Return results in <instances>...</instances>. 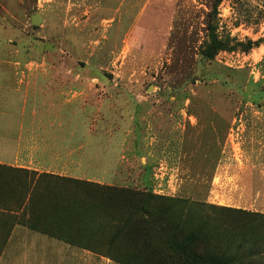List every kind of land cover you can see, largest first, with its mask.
Wrapping results in <instances>:
<instances>
[{
  "label": "rangeland",
  "instance_id": "obj_1",
  "mask_svg": "<svg viewBox=\"0 0 264 264\" xmlns=\"http://www.w3.org/2000/svg\"><path fill=\"white\" fill-rule=\"evenodd\" d=\"M76 2L0 0V31L13 53L28 68L55 72L60 84L76 87L77 134L68 144L77 150L92 145V174L100 175L104 160L116 164L108 187L144 189L168 199L150 204L153 224L164 219L161 234L176 243L194 229L190 254L264 264V0H222L213 26L234 49L212 61L199 53L208 43L214 0H173L168 24H71L75 19L67 14L78 11ZM33 14L42 19L36 26ZM249 42L260 43L243 52L240 46ZM87 133L92 141H84ZM4 191L1 185L0 196ZM10 223L0 218V226ZM30 234L29 245L54 251V262L26 264H116L95 254H70L63 261L64 250L52 247L58 242ZM150 236L160 252L155 232ZM104 237L82 242L105 253ZM122 238L114 248L141 247ZM170 250L168 245V256L131 264L189 262Z\"/></svg>",
  "mask_w": 264,
  "mask_h": 264
},
{
  "label": "crops",
  "instance_id": "obj_2",
  "mask_svg": "<svg viewBox=\"0 0 264 264\" xmlns=\"http://www.w3.org/2000/svg\"><path fill=\"white\" fill-rule=\"evenodd\" d=\"M170 2L173 0H77L78 11H70L67 16L75 19L71 24H168ZM32 19L42 22L38 14L30 17L31 24ZM11 44L6 32L0 31V166L109 186L107 181L115 179L116 164L104 160L100 175L92 174L88 171L95 165L90 156L92 145L77 150L68 144L77 134L76 87L60 84L55 72L28 68L23 56L13 53ZM87 135L84 141H92V134ZM62 142L66 143L64 150L60 148ZM30 233L35 232L19 225L12 228L0 264L52 259L54 251H44L38 247L41 244L29 245L33 242ZM36 234L58 242L59 246L52 247L64 250L63 261L70 254L94 256L87 250ZM57 259L62 260L61 250Z\"/></svg>",
  "mask_w": 264,
  "mask_h": 264
},
{
  "label": "trees",
  "instance_id": "obj_3",
  "mask_svg": "<svg viewBox=\"0 0 264 264\" xmlns=\"http://www.w3.org/2000/svg\"><path fill=\"white\" fill-rule=\"evenodd\" d=\"M221 2L222 0H214L207 16L208 43L199 53L204 61H212L218 52H230L234 49V46H228L218 38L213 26ZM258 43L260 42H249L240 47L243 52H248L258 46ZM1 185L7 191L0 196V218L8 217L11 223L0 226V230L4 231L3 237H0V253L12 228L19 225L107 258L116 264H131L142 258L146 259L144 262H149L147 260L158 259L163 254L168 256V245L173 249L170 250L173 254L188 256L186 261L189 262L182 264H231L228 258L197 254V250L190 254L197 241L198 233L192 232L194 229L178 243L162 235L166 222L162 219L158 226L153 224L150 204L155 200L168 202V199L153 196L144 189L100 186L3 166H0ZM8 191L18 193V197L7 198ZM150 231L155 232L157 244L161 245L160 252L152 246ZM99 235L106 238L108 249L105 253L96 252L89 244H95ZM122 236L124 243H135L141 247L133 252L114 248ZM83 237H87L89 243H83ZM162 260L167 261L164 258Z\"/></svg>",
  "mask_w": 264,
  "mask_h": 264
},
{
  "label": "water",
  "instance_id": "obj_4",
  "mask_svg": "<svg viewBox=\"0 0 264 264\" xmlns=\"http://www.w3.org/2000/svg\"><path fill=\"white\" fill-rule=\"evenodd\" d=\"M34 18H37V16H35ZM32 25L36 26V25H38V22H36L34 19H32Z\"/></svg>",
  "mask_w": 264,
  "mask_h": 264
}]
</instances>
